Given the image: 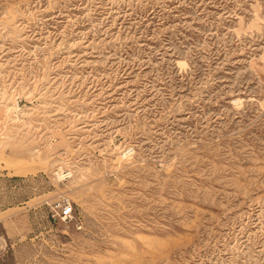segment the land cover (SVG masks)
<instances>
[{
  "label": "rangeland",
  "instance_id": "374dc122",
  "mask_svg": "<svg viewBox=\"0 0 264 264\" xmlns=\"http://www.w3.org/2000/svg\"><path fill=\"white\" fill-rule=\"evenodd\" d=\"M0 264H264V0H0Z\"/></svg>",
  "mask_w": 264,
  "mask_h": 264
},
{
  "label": "built area",
  "instance_id": "2783aa9c",
  "mask_svg": "<svg viewBox=\"0 0 264 264\" xmlns=\"http://www.w3.org/2000/svg\"><path fill=\"white\" fill-rule=\"evenodd\" d=\"M60 215L63 220L72 218L73 206L70 203H63V205L61 206Z\"/></svg>",
  "mask_w": 264,
  "mask_h": 264
},
{
  "label": "bare ground",
  "instance_id": "6f19581e",
  "mask_svg": "<svg viewBox=\"0 0 264 264\" xmlns=\"http://www.w3.org/2000/svg\"><path fill=\"white\" fill-rule=\"evenodd\" d=\"M61 174V173H60Z\"/></svg>",
  "mask_w": 264,
  "mask_h": 264
}]
</instances>
